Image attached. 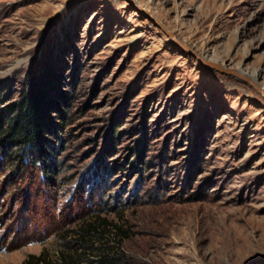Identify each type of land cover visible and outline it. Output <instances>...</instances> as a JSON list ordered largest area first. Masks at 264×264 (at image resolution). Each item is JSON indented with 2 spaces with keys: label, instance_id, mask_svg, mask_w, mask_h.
Instances as JSON below:
<instances>
[{
  "label": "rangeland",
  "instance_id": "1",
  "mask_svg": "<svg viewBox=\"0 0 264 264\" xmlns=\"http://www.w3.org/2000/svg\"><path fill=\"white\" fill-rule=\"evenodd\" d=\"M137 6L264 89V0H0V130L42 121L0 145V264L86 230L72 264H264V98Z\"/></svg>",
  "mask_w": 264,
  "mask_h": 264
},
{
  "label": "trees",
  "instance_id": "2",
  "mask_svg": "<svg viewBox=\"0 0 264 264\" xmlns=\"http://www.w3.org/2000/svg\"><path fill=\"white\" fill-rule=\"evenodd\" d=\"M34 98L28 99L25 103L18 104L17 111L12 113L6 126L0 130V145L9 143L11 147L23 146L24 151L39 145L41 142V124L34 105ZM15 108V110H16ZM4 116V115H3ZM0 113V119L3 117ZM26 148V150H25ZM88 230L81 231L74 240L62 243V250L51 253L47 248H42L38 254L29 253L21 264H72L82 262V259L75 260L74 251L80 248H89L86 235Z\"/></svg>",
  "mask_w": 264,
  "mask_h": 264
},
{
  "label": "water",
  "instance_id": "3",
  "mask_svg": "<svg viewBox=\"0 0 264 264\" xmlns=\"http://www.w3.org/2000/svg\"><path fill=\"white\" fill-rule=\"evenodd\" d=\"M136 9L143 14L149 21H151L155 26L160 28L164 34L178 47L188 52V54L195 57L203 66L208 67L210 69H215L224 73H231L232 75L238 77L242 81L246 82L252 88H254L261 97L264 98V90H262L256 83L247 75L239 73L233 69H224L219 63L205 59L201 57L197 52L193 49L189 48L185 43H183L172 31L168 30L150 11L147 9L137 6Z\"/></svg>",
  "mask_w": 264,
  "mask_h": 264
},
{
  "label": "bare ground",
  "instance_id": "4",
  "mask_svg": "<svg viewBox=\"0 0 264 264\" xmlns=\"http://www.w3.org/2000/svg\"><path fill=\"white\" fill-rule=\"evenodd\" d=\"M146 9V8H145ZM179 38V37H178ZM180 39V38H179ZM181 40V39H180ZM182 42H184L183 40H181ZM201 57H203V54L201 55L199 52H197ZM205 56V55H204ZM203 58H205V57H203ZM208 58V60H210V58L209 57H206L205 59H207ZM211 61H213V60H211ZM214 62H217V61H214ZM219 63V62H218ZM223 63V62H222ZM220 65H221V63H219ZM224 64V63H223ZM227 64V63H226ZM222 66V65H221ZM248 77H250L252 80H256V78H257V76H258V74H253V75H247ZM261 87V86H260ZM263 89V88H262ZM264 90V89H263Z\"/></svg>",
  "mask_w": 264,
  "mask_h": 264
}]
</instances>
